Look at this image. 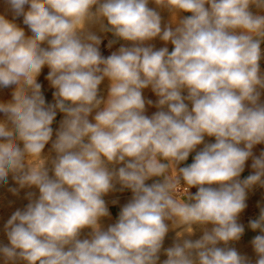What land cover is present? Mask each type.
Returning a JSON list of instances; mask_svg holds the SVG:
<instances>
[{
  "label": "clouds",
  "instance_id": "9594fccd",
  "mask_svg": "<svg viewBox=\"0 0 264 264\" xmlns=\"http://www.w3.org/2000/svg\"><path fill=\"white\" fill-rule=\"evenodd\" d=\"M5 4L13 19L0 14V89L12 91L0 100V185L11 176L13 195L29 191L3 225L0 264H253L230 245L244 234L249 191L264 188V150L253 153L264 144V0ZM97 31L112 34L109 49L124 43L105 57ZM45 66L54 103L38 81ZM145 89L158 98L151 116ZM125 190L130 200L104 228V197ZM249 227L261 233L254 264H264V207Z\"/></svg>",
  "mask_w": 264,
  "mask_h": 264
},
{
  "label": "crops",
  "instance_id": "0c3cea01",
  "mask_svg": "<svg viewBox=\"0 0 264 264\" xmlns=\"http://www.w3.org/2000/svg\"><path fill=\"white\" fill-rule=\"evenodd\" d=\"M27 5L25 6V8L27 9ZM252 11L255 12L256 9L253 6L252 7ZM0 14H4L6 16V18L12 20L13 19V13L8 9V6L5 4V0H0ZM182 15H190V13H182ZM15 22L18 24V26L20 25V27H24L23 24V17H18L15 19ZM107 36L102 37V43L100 45V51L101 54L104 55L105 57L110 55L112 51H115L119 46L120 43H124L123 41L119 42L118 44L114 45L111 49H109L107 47L108 45V41L113 39L114 37L112 36L111 33H107ZM150 43L154 44L155 47L157 48L158 45V41L157 39L154 41H151ZM261 49H262V59L260 61V67L262 72H264V43L261 44ZM49 69L45 66L42 69L41 75L38 78V81L42 84V91L44 93L45 99L47 103H54V99H53V95L52 93L54 92V89L51 87L50 83L48 80L45 79V77L48 74ZM107 86H108V81L105 80L101 86V92L104 90V92L101 94L103 97H107ZM105 87V89H103ZM10 90H12V88H9ZM143 95L145 97L146 100L151 99L153 101V106H147V112L146 115L151 116L153 113H155L158 109L154 106L155 102L157 101V97L151 92L150 89H145L143 91ZM262 101H264V96L261 97ZM187 102V101H186ZM188 103V102H187ZM190 105V104H189ZM63 114L62 113H57L56 119L53 122V140L55 139V132L56 130H58L61 121L63 120ZM91 120V117H90ZM210 142H214V137H205V143H210ZM51 144V142L49 143ZM48 144V145H49ZM46 145V147L48 146ZM203 145L198 146L199 150L200 148H202ZM264 150V144H260V145H256L253 149V153L255 156H259L260 152ZM195 153L190 154L189 158L187 161H185L183 164H181L180 166H186L188 164H191L193 162V157H194ZM251 158L246 162V166H245V170L244 172L241 174V179L246 178L248 175L253 173V170L251 169ZM147 183H152V181H148ZM117 188H119V185L117 186ZM190 191L194 194L197 189L196 188H192L190 189ZM131 192L128 190H125L123 192L121 191H115L112 193H109L107 196L104 197L108 210L110 212V217L109 219H112L113 221H116L118 216H119V212L122 208V206L124 204H126L130 198H131ZM180 195L183 196L184 192L181 191ZM117 201V203H113V201ZM246 204L247 207L244 210L243 213L240 214V217L238 219V222L243 224L245 231L244 234L242 235L241 239L238 242H232L230 246L235 247L237 249V251L242 254V255H247L249 258H251L253 260V264L255 261V253L253 251L252 245H251V240L256 236L261 234L258 230L257 231H253L250 227H249V221L250 220H254L257 219L260 213V208L264 207V188H261L259 186H255L251 191H249L248 193V197L246 200ZM175 232L177 230H170L169 232ZM83 237V234H82ZM81 237V238H82ZM222 246V245H221Z\"/></svg>",
  "mask_w": 264,
  "mask_h": 264
},
{
  "label": "rangeland",
  "instance_id": "374dc122",
  "mask_svg": "<svg viewBox=\"0 0 264 264\" xmlns=\"http://www.w3.org/2000/svg\"><path fill=\"white\" fill-rule=\"evenodd\" d=\"M149 7H153L154 8L156 6L150 2ZM159 11L161 12V15L163 17V21L165 23H167V21L169 20L168 11L167 10H159ZM181 15H182V13H181ZM22 28L25 29V32H26L27 35H31V32L27 28L26 25H24V27L22 26ZM157 41H158L157 49L160 48V47L167 46L169 48V51L172 50L173 46L170 43L165 45L164 42L160 41L159 39H157ZM11 91L12 90H10L9 88L8 89H0V100H9L11 98ZM184 94L186 95V92ZM0 118H2V114H0ZM50 149H51V144H49L47 147H45L44 154L48 155ZM53 155H54V153H53ZM47 166H48L49 169H51V164L50 163ZM50 174H51V172H50ZM16 186L17 185H15V183L12 181L11 176H9V182H8L7 185H0V237H5L4 233H3V225L6 222V220L10 217L12 212H14L17 208H23L28 203L27 199L25 198L26 192L29 191L28 189H22L20 191L19 195H13L8 190L9 188L16 187ZM31 191H36L37 194H38V190L32 189ZM101 223H102L103 227L106 228L109 224L115 223V221H113L112 219H109V218H104V219H102ZM88 231L89 230H87V229L84 230L82 238H85L87 236V232ZM201 234L202 233L199 230H197L196 234L194 236H192L191 239H193V240L198 239ZM175 235H176V231L175 232L172 231V232H169L167 234V236L165 238V241H164V247L165 248L166 247H170L172 245L173 240L175 238ZM162 256H164V255L161 254V257ZM161 257H160V259L164 258V257H162V258Z\"/></svg>",
  "mask_w": 264,
  "mask_h": 264
},
{
  "label": "bare ground",
  "instance_id": "6f19581e",
  "mask_svg": "<svg viewBox=\"0 0 264 264\" xmlns=\"http://www.w3.org/2000/svg\"><path fill=\"white\" fill-rule=\"evenodd\" d=\"M97 34L100 35L101 37H104V36L106 37V36H107L106 34H104V33H100V32H98V31H97ZM103 89H105V87H104ZM103 92H104V90L102 91V93H103ZM2 93H3V92H2ZM2 93H1V94H2ZM3 95H4V94H3ZM4 96H5V95H4ZM201 235H202V234H201ZM1 236H2V235H1ZM5 240H6L5 237H0V241H5ZM166 248H167V247H166ZM162 257H164V258H162ZM162 257H161V258H162L161 261H163L164 259H166V256H162Z\"/></svg>",
  "mask_w": 264,
  "mask_h": 264
},
{
  "label": "built area",
  "instance_id": "2783aa9c",
  "mask_svg": "<svg viewBox=\"0 0 264 264\" xmlns=\"http://www.w3.org/2000/svg\"><path fill=\"white\" fill-rule=\"evenodd\" d=\"M183 191L182 189L180 190V192Z\"/></svg>",
  "mask_w": 264,
  "mask_h": 264
}]
</instances>
